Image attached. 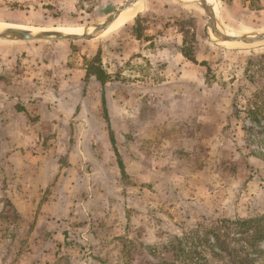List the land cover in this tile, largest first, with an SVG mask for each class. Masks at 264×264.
<instances>
[{"label":"rangeland","instance_id":"1","mask_svg":"<svg viewBox=\"0 0 264 264\" xmlns=\"http://www.w3.org/2000/svg\"><path fill=\"white\" fill-rule=\"evenodd\" d=\"M127 1L0 0V31L80 34ZM141 1L89 39L0 38V264H149L264 215V41L224 43L201 0ZM207 1L223 32H264V0Z\"/></svg>","mask_w":264,"mask_h":264},{"label":"trees","instance_id":"2","mask_svg":"<svg viewBox=\"0 0 264 264\" xmlns=\"http://www.w3.org/2000/svg\"><path fill=\"white\" fill-rule=\"evenodd\" d=\"M182 52L196 62L191 46L186 45ZM97 72L93 74L103 82L105 73ZM253 96L256 97L255 105L258 106L259 99L264 104V95L260 96L256 92ZM251 104L250 98L248 110L254 115V120L260 121L261 115L264 118V111L260 107H250ZM263 241L264 215L241 219L224 218L210 227L195 229L183 238L173 236L161 249L152 248L150 254L157 261H149V264H264Z\"/></svg>","mask_w":264,"mask_h":264},{"label":"water","instance_id":"3","mask_svg":"<svg viewBox=\"0 0 264 264\" xmlns=\"http://www.w3.org/2000/svg\"><path fill=\"white\" fill-rule=\"evenodd\" d=\"M134 1L135 0H128L123 7L119 8L115 13L106 18L103 22L92 26V30H88L89 28H87L83 30L80 34H66L59 31H43L41 33H36L35 31L31 30H21L14 28L6 31H1L0 38H10L14 40H73L81 38L89 39L99 34L100 31L108 28L117 19L120 13L123 10L127 9V7ZM201 3L210 15V28L224 43L242 42L245 44H253L264 41V32L252 35H232L223 32L217 25L214 6L210 5L207 0H201Z\"/></svg>","mask_w":264,"mask_h":264},{"label":"bare ground","instance_id":"4","mask_svg":"<svg viewBox=\"0 0 264 264\" xmlns=\"http://www.w3.org/2000/svg\"><path fill=\"white\" fill-rule=\"evenodd\" d=\"M142 10H143V3H142V1L141 0H137V2L134 5L132 4V6H130L128 9L123 10L120 13V15L117 17V19L108 28L100 31L98 36L102 35L106 31H107L106 33H109V32H111L113 30L118 29L119 27H121L122 25H124L127 21H129L132 18L136 17L138 15V13L142 12ZM6 28H7L6 30L11 29L9 27H6ZM15 28L17 29V27H15ZM6 30H1V31H6ZM24 30H28V29H24Z\"/></svg>","mask_w":264,"mask_h":264},{"label":"crops","instance_id":"5","mask_svg":"<svg viewBox=\"0 0 264 264\" xmlns=\"http://www.w3.org/2000/svg\"><path fill=\"white\" fill-rule=\"evenodd\" d=\"M17 2H20L21 0H15ZM26 1H29V0H26ZM31 1V0H30ZM38 0H32V3H36ZM68 1H71V0H64V3H68ZM144 8V7H143ZM126 10V9H125ZM133 19V18H132Z\"/></svg>","mask_w":264,"mask_h":264}]
</instances>
